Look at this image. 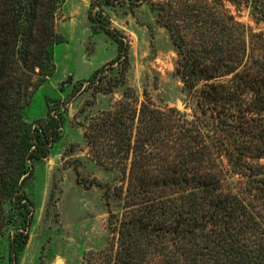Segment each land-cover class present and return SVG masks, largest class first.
<instances>
[{"label": "trees", "instance_id": "obj_1", "mask_svg": "<svg viewBox=\"0 0 264 264\" xmlns=\"http://www.w3.org/2000/svg\"><path fill=\"white\" fill-rule=\"evenodd\" d=\"M63 1L0 0V236L10 226L8 264H17L28 240L34 202L25 187L34 163L61 138L63 107L77 90L49 97L44 116L24 119L55 69L53 49L64 41L55 13ZM108 2L90 0L88 18L117 53L83 82L112 92L125 84L129 55L103 14ZM225 2L264 22V0L153 5L176 48L185 110L156 106L145 94L137 107L126 86L122 101L85 126L93 158L120 172L124 198L121 215L109 218L113 241L81 264H264V32L237 20ZM93 184L100 185H83Z\"/></svg>", "mask_w": 264, "mask_h": 264}, {"label": "rangeland", "instance_id": "obj_2", "mask_svg": "<svg viewBox=\"0 0 264 264\" xmlns=\"http://www.w3.org/2000/svg\"><path fill=\"white\" fill-rule=\"evenodd\" d=\"M89 1L64 0L57 9L55 29L64 41L53 49L55 69L23 109L24 119L31 122L45 115L49 97L63 100L77 89L63 107L61 138L46 157L35 161L33 176L25 187L34 211L17 264H81L87 252L103 249L113 241L109 218L113 221L123 211L124 190L119 194L124 181L117 169L98 163L88 149L83 131L92 117L122 101L126 86L135 92L137 107L145 94L156 106L185 110L182 82L175 73L176 48L153 7L162 0H111L101 4L110 25L128 43L129 67L125 84L112 92L83 82L117 53L112 37L103 31L92 32ZM225 8L253 31L264 32V22L251 19L246 7L225 2ZM118 68L119 64L107 65L106 73L115 74ZM91 181L100 185H83ZM10 233V226L3 228L0 264L9 262Z\"/></svg>", "mask_w": 264, "mask_h": 264}, {"label": "water", "instance_id": "obj_3", "mask_svg": "<svg viewBox=\"0 0 264 264\" xmlns=\"http://www.w3.org/2000/svg\"><path fill=\"white\" fill-rule=\"evenodd\" d=\"M57 264H59V263H57Z\"/></svg>", "mask_w": 264, "mask_h": 264}]
</instances>
